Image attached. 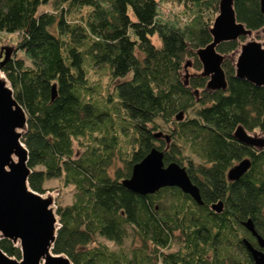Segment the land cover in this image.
<instances>
[{
    "label": "trees",
    "instance_id": "16d2710c",
    "mask_svg": "<svg viewBox=\"0 0 264 264\" xmlns=\"http://www.w3.org/2000/svg\"><path fill=\"white\" fill-rule=\"evenodd\" d=\"M164 2L181 9L168 16ZM235 10L246 27L264 26L260 0H235ZM218 11L219 0H0V32L17 35L2 65L0 46V70L27 115L29 186L44 194L57 179L73 188L70 202L57 203L54 253L73 264H253L241 239L254 241L248 218L264 237V148L233 132H264V87L238 78L229 56L246 37L217 47L226 90L183 73L189 58L202 69L196 50L211 42ZM153 146L165 163L187 161L202 204L176 186L139 194L123 185ZM243 158L248 170L228 179ZM218 201L220 212L211 208ZM0 247L22 258L9 238Z\"/></svg>",
    "mask_w": 264,
    "mask_h": 264
},
{
    "label": "water",
    "instance_id": "95a60500",
    "mask_svg": "<svg viewBox=\"0 0 264 264\" xmlns=\"http://www.w3.org/2000/svg\"><path fill=\"white\" fill-rule=\"evenodd\" d=\"M264 12V0H260ZM264 33V26L261 28ZM253 30L237 19L235 0H219V12L210 27L212 40L196 50L202 64L198 74L208 77L206 88L226 90L228 82L223 68L224 54L218 51L220 43L251 36ZM5 49L1 65L9 58L10 48ZM3 54V52H2ZM185 62V71L190 65ZM236 76L264 87V41L249 39L241 44L235 60ZM191 76L185 73L187 78ZM198 93V90H195ZM55 85L52 87V99L56 97ZM184 112L177 114L182 119ZM27 127V115L14 96L13 88L7 77L0 76V237H7L21 249L22 258L8 255L0 247V264H73L64 253H54L53 244L59 227V217L53 208L54 197L33 190L28 183L31 168L28 166V149L21 138ZM156 138L170 140L168 134L158 131ZM233 136L239 142L264 148V134L250 132L244 125L238 124ZM14 155L16 159L14 158ZM165 149L153 146L142 160L133 164L131 175L122 183L128 189L148 194L162 187L176 186L202 204L199 186L192 181L185 166L177 161L164 162ZM249 158H243L227 171L230 180L240 178L250 167ZM217 212L222 211L223 202L211 204ZM243 225L257 238L264 248V238L256 231L251 218ZM251 254L253 264H264V251L254 247L246 238L241 239Z\"/></svg>",
    "mask_w": 264,
    "mask_h": 264
},
{
    "label": "rangeland",
    "instance_id": "374dc122",
    "mask_svg": "<svg viewBox=\"0 0 264 264\" xmlns=\"http://www.w3.org/2000/svg\"><path fill=\"white\" fill-rule=\"evenodd\" d=\"M47 4L45 5H41L39 7L40 10H43V9H46L50 6H48ZM181 9V6L179 7V4L177 2H164L161 6V11L165 12L166 15H170L171 17H173L174 14H177L176 12L179 11ZM219 12V11H218ZM218 14V13H217ZM16 37L17 35L16 34H8V33H5V32H0V46L1 47H9L10 48V54L11 55L13 53V49H14V45H15V40H16ZM249 39H256V40H259V41H264V33L262 32L261 29H258V30H253L251 36H247L245 41L246 40H249ZM155 40H156V37H155ZM244 42V41H243ZM5 51V49H4ZM237 54H238V51H236L234 54H231L229 55L231 58L233 59H236L237 57ZM190 65L187 67V70L183 71V73H189L190 75H194V74H198L202 71V69H197L194 65H193V59L190 58ZM0 73H2L3 75L4 72L2 70H0ZM99 74L102 76L103 78V82L106 83V81L108 80L105 72H101V70H99ZM98 75V74H97ZM6 76V75H5ZM25 132V131H24ZM250 132H256V133H259V134H264V132L260 131V129H255L253 131H250ZM46 186L48 188V190L44 193L47 194H52L54 196V205H53V208L56 210L57 208V203L58 202H62V203H67V202H70L73 198V188L72 187H67V188H61V183L57 180V179H53V180H46ZM60 188V190H59ZM61 192V193H60ZM108 244L115 248L116 246L112 243V242H108ZM130 244V239H127L126 241V245H129ZM174 247V246H173ZM176 248V247H174ZM173 248V249H174Z\"/></svg>",
    "mask_w": 264,
    "mask_h": 264
},
{
    "label": "flooded vegetation",
    "instance_id": "af4514ba",
    "mask_svg": "<svg viewBox=\"0 0 264 264\" xmlns=\"http://www.w3.org/2000/svg\"><path fill=\"white\" fill-rule=\"evenodd\" d=\"M163 138L161 137V138H157V140H158V143H160V141L162 140ZM169 142H170V140L169 141H167V145H166V149L168 148V146H169ZM169 163V162H168ZM168 163H165V164H168ZM181 165H183V166H185V168H186V170H187V165H188V163H187V161L184 159V161H183V163L181 164ZM188 171V170H187ZM196 174H197V172H196ZM249 231V230H248ZM250 232V231H249ZM251 233V232H250ZM252 234V233H251ZM252 236L254 237V241L253 240H249L246 236H244V237H246V239L254 246V247H257L258 249H260V250H263L264 251V248H262L259 244H258V241H257V238H256V236H254L253 234H252ZM263 237V236H262ZM264 238V237H263ZM242 241V240H241ZM242 243V245L247 249V247H246V244L245 243H243V242H241ZM249 252V251H248ZM250 253V252H249Z\"/></svg>",
    "mask_w": 264,
    "mask_h": 264
},
{
    "label": "bare ground",
    "instance_id": "6f19581e",
    "mask_svg": "<svg viewBox=\"0 0 264 264\" xmlns=\"http://www.w3.org/2000/svg\"><path fill=\"white\" fill-rule=\"evenodd\" d=\"M0 76L4 77V75L2 73H0ZM14 158L16 159L15 155H14Z\"/></svg>",
    "mask_w": 264,
    "mask_h": 264
}]
</instances>
